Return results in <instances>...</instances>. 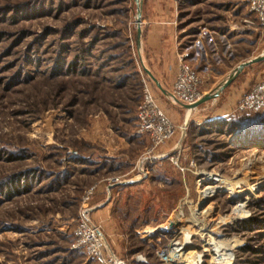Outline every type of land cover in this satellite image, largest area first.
<instances>
[{
    "label": "rangeland",
    "instance_id": "1",
    "mask_svg": "<svg viewBox=\"0 0 264 264\" xmlns=\"http://www.w3.org/2000/svg\"><path fill=\"white\" fill-rule=\"evenodd\" d=\"M153 25L170 30L163 53ZM170 46L209 91L264 54V30L245 0H0V264H100L75 235L91 189L90 220L126 264H181L158 252L182 240L198 264H264V108L235 110L264 61L188 111L144 72L170 92ZM143 81L176 129L150 155Z\"/></svg>",
    "mask_w": 264,
    "mask_h": 264
},
{
    "label": "built area",
    "instance_id": "2",
    "mask_svg": "<svg viewBox=\"0 0 264 264\" xmlns=\"http://www.w3.org/2000/svg\"><path fill=\"white\" fill-rule=\"evenodd\" d=\"M250 13L254 16L256 26L264 30V0H245ZM250 26L251 23L247 22ZM189 55L182 53L178 57L177 74L172 83L170 90V96L168 99L175 105H189L196 104L203 96L204 93L201 90V77L198 71L193 70L188 64ZM142 99L137 110V133L141 135H147L151 141V149L148 151V155L152 153L157 147L165 145L175 135V125L172 120L165 115L161 109L159 102H157L153 91L148 84L143 81L142 85ZM241 101L236 106L235 110L239 114L245 112H258L264 108V80L258 81L252 89L242 96ZM182 129V128H181ZM178 143L175 145L176 150ZM178 154V152H177ZM153 155L152 157H142L138 162V169L140 178L146 177L145 165L152 159L163 158ZM172 159V158H171ZM178 168L183 171L181 166L176 163ZM191 166L193 163L191 162ZM204 175V174H203ZM209 180L210 177L207 175ZM116 181V180H114ZM204 182V181H203ZM92 189L85 191L84 193V206L80 210L79 218L77 221V229L75 235L77 238V245L81 246L86 255L89 258L97 260L100 264H126L125 261L121 260L115 255L111 248L105 242L104 237L100 231V228L95 226L90 220V210L86 208L87 203L91 199ZM183 240L173 241L168 244L166 248L161 249L158 252V256L169 262H179L181 264H189L191 262L197 264L200 260L192 258L195 255V251H191L185 247L183 256L176 253V250L183 247ZM187 253L193 254L186 255ZM196 254V253H195ZM201 258V257H200ZM230 263V262H228ZM227 264V263H226Z\"/></svg>",
    "mask_w": 264,
    "mask_h": 264
},
{
    "label": "water",
    "instance_id": "3",
    "mask_svg": "<svg viewBox=\"0 0 264 264\" xmlns=\"http://www.w3.org/2000/svg\"><path fill=\"white\" fill-rule=\"evenodd\" d=\"M136 2L139 4V0H136ZM137 19L139 20L140 16H141V10H139V8L137 9ZM141 34V28L138 27L137 29V41H138V45L140 44L139 41V36ZM264 61V54L258 56L257 58H254L252 60H248L246 62L241 63L239 66H237L235 68V70L227 76L226 80L223 81L216 89L212 90L211 93H208L206 95H204L196 104L189 106V105H182L181 106L185 109V110H189V111H193L195 110L198 106L207 103L209 101H211L214 98H217L228 86L230 83H232L244 70V68L249 67L251 65L257 64L259 62ZM144 72L147 73V75L152 79V81L154 82L155 86L160 90V92L165 96L169 97L170 93L167 92L166 90L163 89V87H161V85L159 84V82L156 80V78L153 76V74L149 71H147L146 69H144ZM178 226V223L176 222L175 217H172L169 219L168 221V225L162 229V232H168L169 230L174 229L175 227Z\"/></svg>",
    "mask_w": 264,
    "mask_h": 264
},
{
    "label": "crops",
    "instance_id": "4",
    "mask_svg": "<svg viewBox=\"0 0 264 264\" xmlns=\"http://www.w3.org/2000/svg\"><path fill=\"white\" fill-rule=\"evenodd\" d=\"M161 38H163V40H161ZM168 38L170 37V30L165 27V25H153L150 27L147 36H146V43L148 48H150L152 50V52L154 53H163V48L162 46V42L163 44H168L171 42V40H169ZM162 48V49H161ZM164 56L167 59H171L172 61V73H170L169 76H176L177 74V67H178V63L175 60V56H174V49L172 48V46H170V48H166V50L164 49ZM213 89L209 90V91H203L204 95L206 93H211ZM170 145H167V147L163 148L162 151L167 152L170 150ZM105 204V202H99L96 206H94V208H100L101 206H103Z\"/></svg>",
    "mask_w": 264,
    "mask_h": 264
},
{
    "label": "trees",
    "instance_id": "5",
    "mask_svg": "<svg viewBox=\"0 0 264 264\" xmlns=\"http://www.w3.org/2000/svg\"><path fill=\"white\" fill-rule=\"evenodd\" d=\"M246 113H253V112H246ZM253 117V116H252ZM252 117H250V118H252ZM147 136V135H146ZM157 161H155V162H153V165H155V163H156ZM150 168H151V166H150ZM151 178V177H150ZM122 187L123 185H115V186H113V187Z\"/></svg>",
    "mask_w": 264,
    "mask_h": 264
},
{
    "label": "bare ground",
    "instance_id": "6",
    "mask_svg": "<svg viewBox=\"0 0 264 264\" xmlns=\"http://www.w3.org/2000/svg\"><path fill=\"white\" fill-rule=\"evenodd\" d=\"M189 111V110H188ZM203 180H205V179H203ZM216 187V186H215Z\"/></svg>",
    "mask_w": 264,
    "mask_h": 264
}]
</instances>
